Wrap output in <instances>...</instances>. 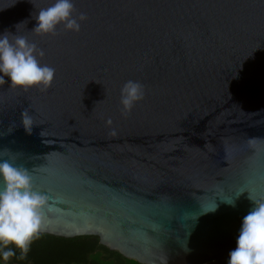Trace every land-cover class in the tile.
Segmentation results:
<instances>
[{"label":"water","instance_id":"1","mask_svg":"<svg viewBox=\"0 0 264 264\" xmlns=\"http://www.w3.org/2000/svg\"><path fill=\"white\" fill-rule=\"evenodd\" d=\"M72 2L79 32L41 38L33 18L55 0H0V35L55 69L46 92L0 85V157L45 197L40 235L138 264L228 260L249 197L264 202V0ZM129 80L145 96L124 116Z\"/></svg>","mask_w":264,"mask_h":264},{"label":"clouds","instance_id":"2","mask_svg":"<svg viewBox=\"0 0 264 264\" xmlns=\"http://www.w3.org/2000/svg\"><path fill=\"white\" fill-rule=\"evenodd\" d=\"M72 0H55V3L38 11L35 27L31 30L43 38L55 35L58 27L64 31L79 32L80 22L87 19L80 13L74 15ZM11 37V39H10ZM44 55L35 43L25 36L5 31L0 35V85L6 83L12 90L28 91L38 88L46 92L51 86L55 69L42 65L38 57ZM144 86L129 80L120 91L121 114L128 115L134 105L144 99ZM20 123L26 132L33 126L27 110L20 114ZM112 120L106 121L111 126ZM110 136H116L112 128ZM0 261L6 262L19 251V259L26 258L33 241L42 231V209L45 197L33 190L32 178L24 167H18L7 158L0 157ZM251 211L243 218L235 250L229 253L228 264H264V202L253 201ZM234 206V201L225 202ZM216 205L201 208L202 212L216 211Z\"/></svg>","mask_w":264,"mask_h":264},{"label":"trees","instance_id":"3","mask_svg":"<svg viewBox=\"0 0 264 264\" xmlns=\"http://www.w3.org/2000/svg\"><path fill=\"white\" fill-rule=\"evenodd\" d=\"M19 256L16 251L6 264H138L101 246L95 237L64 239L40 235L33 241L26 258L21 260Z\"/></svg>","mask_w":264,"mask_h":264},{"label":"flooded vegetation","instance_id":"4","mask_svg":"<svg viewBox=\"0 0 264 264\" xmlns=\"http://www.w3.org/2000/svg\"><path fill=\"white\" fill-rule=\"evenodd\" d=\"M0 264H4V263L0 262ZM206 264H228V260L223 261V262H208Z\"/></svg>","mask_w":264,"mask_h":264}]
</instances>
